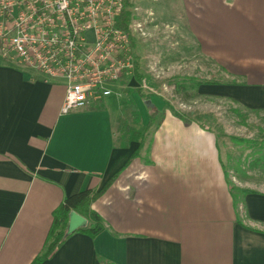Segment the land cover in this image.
I'll return each instance as SVG.
<instances>
[{"label":"crops","instance_id":"obj_1","mask_svg":"<svg viewBox=\"0 0 264 264\" xmlns=\"http://www.w3.org/2000/svg\"><path fill=\"white\" fill-rule=\"evenodd\" d=\"M153 1L159 18L142 16L177 40L180 70L225 73L201 95L264 111V0H178L176 17ZM65 94L0 53V264H32L64 200L111 180L92 204L106 230L72 235L43 264H264V190L247 189L240 224L214 131L152 101L165 118L133 159L115 95L64 115ZM134 100L147 126L153 108Z\"/></svg>","mask_w":264,"mask_h":264},{"label":"built area","instance_id":"obj_2","mask_svg":"<svg viewBox=\"0 0 264 264\" xmlns=\"http://www.w3.org/2000/svg\"><path fill=\"white\" fill-rule=\"evenodd\" d=\"M0 0V53L47 82L65 87L62 114L90 108L134 78L136 41L151 37L154 14L131 0Z\"/></svg>","mask_w":264,"mask_h":264},{"label":"rangeland","instance_id":"obj_3","mask_svg":"<svg viewBox=\"0 0 264 264\" xmlns=\"http://www.w3.org/2000/svg\"><path fill=\"white\" fill-rule=\"evenodd\" d=\"M167 1L171 4L170 15L176 17L179 1ZM161 3L136 0L138 7L153 8L157 19ZM160 30L153 31L151 38L136 41L135 56L140 63L141 77L125 78L112 86L122 110L120 129L130 131L141 126L134 100L136 96L142 107L148 100L166 103L165 110L185 118L187 122L200 123L217 134L229 187L235 194H238V189L264 190V111L248 110L190 89L177 94L170 85L176 77H195L212 82L225 81L226 76L221 70H209L211 65L198 74L180 70L178 42L166 39ZM167 49L172 50V55H167Z\"/></svg>","mask_w":264,"mask_h":264},{"label":"trees","instance_id":"obj_4","mask_svg":"<svg viewBox=\"0 0 264 264\" xmlns=\"http://www.w3.org/2000/svg\"><path fill=\"white\" fill-rule=\"evenodd\" d=\"M132 1L129 0L127 4V9L122 16L121 27L129 31V25L131 24L132 12H131ZM133 47L136 46L135 40L132 39ZM140 63L136 61V77L140 78L139 74ZM170 85L176 89V93L182 91H197L199 94V88L201 86L212 85V82H205L195 77H176L171 82ZM138 94L143 98V94L138 90ZM150 111V121L147 126H141L139 128H133L129 132L131 138L140 143V149L133 155V159L140 156L142 150L152 142L153 134L160 128L164 118L165 111H159L157 108L148 109ZM179 117V116H178ZM181 120L187 123L185 118L179 117ZM203 128H205L203 126ZM264 157V156H263ZM113 180H111L101 191L96 192L92 190H86L79 192L73 196L67 197L63 204L54 213V221L52 228L49 232L46 246L42 254L32 263V264H43L48 261L69 239L67 236L70 214L75 212L85 218L88 221V226L77 233H82L91 238H96L102 234L106 228L103 218L92 209V204L97 201L102 195L107 191V189L112 185ZM230 192L234 199V206L238 221L242 224L239 210L240 200L243 196L251 193L252 191L247 189H238L235 194L231 189Z\"/></svg>","mask_w":264,"mask_h":264},{"label":"water","instance_id":"obj_5","mask_svg":"<svg viewBox=\"0 0 264 264\" xmlns=\"http://www.w3.org/2000/svg\"><path fill=\"white\" fill-rule=\"evenodd\" d=\"M145 105L147 107L154 108V105L151 100L146 101ZM87 226L88 221L79 214L73 212L70 214L67 236L71 237L72 235L76 234L78 231L86 228Z\"/></svg>","mask_w":264,"mask_h":264}]
</instances>
